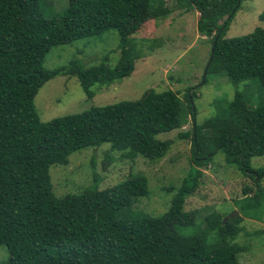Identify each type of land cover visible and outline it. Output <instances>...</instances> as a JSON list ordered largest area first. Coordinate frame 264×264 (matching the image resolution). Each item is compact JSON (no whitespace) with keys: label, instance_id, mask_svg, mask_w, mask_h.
<instances>
[{"label":"trees","instance_id":"1","mask_svg":"<svg viewBox=\"0 0 264 264\" xmlns=\"http://www.w3.org/2000/svg\"><path fill=\"white\" fill-rule=\"evenodd\" d=\"M47 1L0 0V245L8 251L7 264H241L240 254L250 249L237 241L245 231L242 222L264 218V168L251 165L253 157L264 155V98L251 95L247 83L231 101H216L217 112L198 122L192 93L185 105L170 89H149L137 100L41 121L34 98L45 82L75 76L92 99L93 87L132 74L142 55L131 37L144 22L172 13L166 0H67L63 15L47 18L41 11ZM244 1L177 4L198 12L197 31L210 41L205 74L225 72L233 84L250 81L264 92V28L226 37ZM110 30L118 35L114 66L105 60L84 66L72 59L65 66L44 67L52 47ZM187 112L191 127L178 138L190 140L191 164L163 214L134 208L150 193L141 173L105 189L97 188L95 177L79 193L52 192L50 166L67 165L69 155L81 149L108 143L129 160L162 159L174 140L158 135L182 128ZM219 153L226 166L253 182L232 200L238 214L225 223L226 214L214 209L202 219L197 209H185L201 183L202 168Z\"/></svg>","mask_w":264,"mask_h":264},{"label":"rangeland","instance_id":"2","mask_svg":"<svg viewBox=\"0 0 264 264\" xmlns=\"http://www.w3.org/2000/svg\"><path fill=\"white\" fill-rule=\"evenodd\" d=\"M172 13L165 19H149L140 30L132 35L131 43L141 52L136 60L135 69L129 77L109 86L93 87L96 95L88 99L75 76H57L45 82L38 90L34 105L41 121L80 113L92 106H103L120 101L139 99L144 91L157 92L170 89L178 93L187 105L186 96H194L192 103L196 108L195 120L198 122L217 112L216 101L229 102L235 98V91L247 83L253 96L264 98V92L250 81L235 85L225 72L204 74L208 62L210 41L197 31L198 12H185L177 0H166ZM67 10V0H48L41 11L47 17L63 15ZM264 0H247L236 12L226 37H238L248 34L255 27L264 28ZM118 35L110 30L101 36H91L76 40L70 44L52 47L44 59V67L53 69L65 66L77 59L84 66L99 64L105 60L114 66L119 58ZM106 58V59H105ZM204 77L206 82L204 83ZM256 98V102L260 98ZM241 98V96H240ZM255 102V100H251ZM221 107L220 109H223ZM192 117L187 112L182 128L161 133L158 138L173 139L167 154L160 160L149 161L142 156L134 160L122 157V153L110 149L108 143L97 147H88L71 153L67 165L54 164L49 168L52 192L56 196L79 193L91 185L97 177V188L105 189L123 180L130 173L144 174L148 180L149 195L140 197L135 209L151 216L163 214L170 202L174 190L180 185L191 164V143L189 139H180V132L188 131ZM254 168H264V155L251 159ZM203 176L196 192L185 202V209L198 210L202 219L212 209L225 213L227 217L234 210L232 200L242 196V188L253 187V182L242 175L234 166H226L223 156L217 154L212 162L202 168ZM264 188V178L262 179ZM166 188H173L167 191ZM245 231L237 241L248 244L250 249L241 253V264H264V218L255 221L245 218L242 222ZM9 254L4 245H0V264H7Z\"/></svg>","mask_w":264,"mask_h":264},{"label":"water","instance_id":"3","mask_svg":"<svg viewBox=\"0 0 264 264\" xmlns=\"http://www.w3.org/2000/svg\"><path fill=\"white\" fill-rule=\"evenodd\" d=\"M205 74V73H204ZM237 211L236 210H234L230 215H228L227 217H225L224 219H223V223H225L228 219H230V218H233V217H236L237 216Z\"/></svg>","mask_w":264,"mask_h":264}]
</instances>
